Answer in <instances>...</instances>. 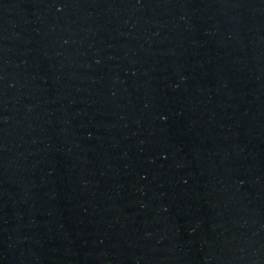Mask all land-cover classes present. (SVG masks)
<instances>
[{
	"label": "water",
	"instance_id": "95a60500",
	"mask_svg": "<svg viewBox=\"0 0 264 264\" xmlns=\"http://www.w3.org/2000/svg\"><path fill=\"white\" fill-rule=\"evenodd\" d=\"M0 264H264V0H0Z\"/></svg>",
	"mask_w": 264,
	"mask_h": 264
}]
</instances>
